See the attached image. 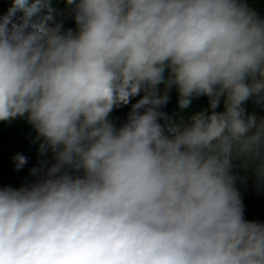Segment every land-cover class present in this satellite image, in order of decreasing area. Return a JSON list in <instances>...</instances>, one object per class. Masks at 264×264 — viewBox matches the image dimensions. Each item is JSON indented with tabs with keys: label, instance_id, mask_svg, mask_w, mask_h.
Wrapping results in <instances>:
<instances>
[{
	"label": "clouds",
	"instance_id": "1",
	"mask_svg": "<svg viewBox=\"0 0 264 264\" xmlns=\"http://www.w3.org/2000/svg\"><path fill=\"white\" fill-rule=\"evenodd\" d=\"M0 3V264H264V18Z\"/></svg>",
	"mask_w": 264,
	"mask_h": 264
},
{
	"label": "trees",
	"instance_id": "2",
	"mask_svg": "<svg viewBox=\"0 0 264 264\" xmlns=\"http://www.w3.org/2000/svg\"><path fill=\"white\" fill-rule=\"evenodd\" d=\"M245 3H247L250 8L254 9L261 18H264V0H245ZM2 6H8V5L0 3V7ZM3 15L0 14V17H2ZM172 91H173V94L178 95L175 88H173ZM203 97H205L208 100V106H209L208 97L206 96H203ZM257 110L260 113H262V115L264 116V103L260 104ZM171 115L173 117V121L182 126L189 123L191 121V118L194 116L186 112L184 108H179L175 112L171 113ZM26 128L29 130L35 131L32 128V126L28 124L27 121H22L21 124H19L18 126L10 130V134L14 136L13 138L14 145H18L22 142L21 138L26 134L27 132ZM250 218L251 216L244 217L245 220H250Z\"/></svg>",
	"mask_w": 264,
	"mask_h": 264
},
{
	"label": "bare ground",
	"instance_id": "3",
	"mask_svg": "<svg viewBox=\"0 0 264 264\" xmlns=\"http://www.w3.org/2000/svg\"><path fill=\"white\" fill-rule=\"evenodd\" d=\"M262 216H263V213H262Z\"/></svg>",
	"mask_w": 264,
	"mask_h": 264
}]
</instances>
